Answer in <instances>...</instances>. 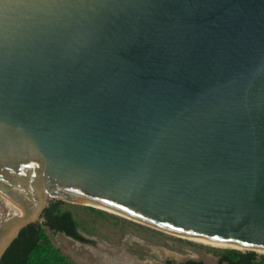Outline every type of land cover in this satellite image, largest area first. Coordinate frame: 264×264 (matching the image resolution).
I'll use <instances>...</instances> for the list:
<instances>
[{"label": "water", "instance_id": "water-1", "mask_svg": "<svg viewBox=\"0 0 264 264\" xmlns=\"http://www.w3.org/2000/svg\"><path fill=\"white\" fill-rule=\"evenodd\" d=\"M0 191L264 249V0H0Z\"/></svg>", "mask_w": 264, "mask_h": 264}, {"label": "rangeland", "instance_id": "rangeland-1", "mask_svg": "<svg viewBox=\"0 0 264 264\" xmlns=\"http://www.w3.org/2000/svg\"><path fill=\"white\" fill-rule=\"evenodd\" d=\"M83 204L69 206L80 221L78 230L85 239H76L62 232H49L61 252L79 264H102L101 261L107 258L102 253L107 256H135L131 258L155 264L164 259L181 261L190 258L207 264L218 262L214 246L169 234L108 211L106 216H100ZM9 216L11 211L0 195V221Z\"/></svg>", "mask_w": 264, "mask_h": 264}, {"label": "trees", "instance_id": "trees-1", "mask_svg": "<svg viewBox=\"0 0 264 264\" xmlns=\"http://www.w3.org/2000/svg\"><path fill=\"white\" fill-rule=\"evenodd\" d=\"M80 204L63 199H50L42 213V221L31 223L20 231L4 252L0 264H79L61 252L49 232H62L76 239H85L78 230L80 221L69 206ZM83 205L100 216L108 214L103 209ZM212 248L215 254L219 255L217 264H264V253L235 248ZM163 264L207 263L190 258L182 261L167 259Z\"/></svg>", "mask_w": 264, "mask_h": 264}, {"label": "bare ground", "instance_id": "bare-ground-1", "mask_svg": "<svg viewBox=\"0 0 264 264\" xmlns=\"http://www.w3.org/2000/svg\"><path fill=\"white\" fill-rule=\"evenodd\" d=\"M0 195L2 196V198L7 203L8 207H9V209L11 211V215H23L16 202L11 200L2 191H0ZM48 197L49 198H57V197H60V196L48 195ZM67 199H70V198H67ZM73 201L80 202L81 200L73 199ZM81 203H88V204H90V205H92V206H94L96 208H100V209H103L105 211H108V212H111V213H115V214L127 217L129 219H132V220L137 221L139 223L154 227L156 229H159L161 231L167 232L169 234L180 236V237H183V238H186V239H189V240H192V241L200 242V243H203V244H206V245H211V246H214V247H217V248L219 247V248H235V249H239V250H254V251L258 252V253H264V249H260V248H255V247L235 244V243L226 242V241H215V240L203 239V238L189 236V235H185V234H181V233H176V232H173V231H169V230L163 229L161 227H156V226H154L152 224H149V223H147V222H145V221H143V220H141L139 218H136V217L130 216L128 214L119 212V211L114 210V209L109 208V207H105V206H102V205L89 203V202H85V201H81ZM107 258L104 259L103 262L101 261V263L104 264L107 261ZM118 258H120V259H118ZM118 258L111 257L110 258L111 260L109 259V261H107L106 264H147V263H136L134 261H131L130 259H127L128 257H122V258L118 257Z\"/></svg>", "mask_w": 264, "mask_h": 264}, {"label": "flooded vegetation", "instance_id": "flooded-vegetation-1", "mask_svg": "<svg viewBox=\"0 0 264 264\" xmlns=\"http://www.w3.org/2000/svg\"><path fill=\"white\" fill-rule=\"evenodd\" d=\"M102 253V252H101ZM102 255L103 256H105V257H108L107 258V261H109V259L111 258V257H116V258H118V257H128L127 259H130L131 261H134V262H136V263H147V264H155V263H153V262H147V261H144V262H141V261H138V260H136L135 258H131V257H135V256H122V255H112V256H107V254H105V253H102ZM218 257H219V255H217ZM164 257H168V256H164ZM118 259H120V258H118ZM192 259V258H191ZM111 260V259H110ZM117 260V259H116ZM167 259H164L163 261H161L160 263H158V264H163L165 261H166ZM187 260V259H186ZM195 260H197V259H195ZM106 261V262H107ZM176 261H178V260H176ZM182 261V260H181ZM106 262L104 263V264H106Z\"/></svg>", "mask_w": 264, "mask_h": 264}]
</instances>
